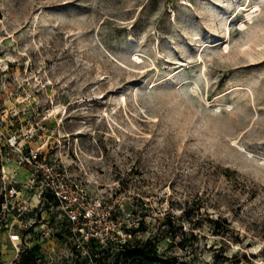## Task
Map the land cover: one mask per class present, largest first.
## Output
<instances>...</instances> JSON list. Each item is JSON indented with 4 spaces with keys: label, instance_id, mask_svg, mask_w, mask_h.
<instances>
[{
    "label": "rangeland",
    "instance_id": "rangeland-1",
    "mask_svg": "<svg viewBox=\"0 0 264 264\" xmlns=\"http://www.w3.org/2000/svg\"><path fill=\"white\" fill-rule=\"evenodd\" d=\"M30 151L143 264H264V0H0V264H122L75 246Z\"/></svg>",
    "mask_w": 264,
    "mask_h": 264
},
{
    "label": "built area",
    "instance_id": "built-area-1",
    "mask_svg": "<svg viewBox=\"0 0 264 264\" xmlns=\"http://www.w3.org/2000/svg\"><path fill=\"white\" fill-rule=\"evenodd\" d=\"M25 159L29 163L37 164L31 180L35 181L41 200L49 204V209L55 206L59 215L69 225L75 246L84 248L91 238L101 240L96 231L94 229L89 230L88 227V224L96 221L98 217H106L109 214L108 211L103 210L100 200L89 197L84 185L75 176L68 173L62 165L43 161L37 151H30ZM7 191L9 196H13L17 192L12 183H10ZM3 206L4 203L2 204V211ZM27 208V205L23 206V210ZM24 226L28 233L33 227L32 224H25Z\"/></svg>",
    "mask_w": 264,
    "mask_h": 264
},
{
    "label": "trees",
    "instance_id": "trees-1",
    "mask_svg": "<svg viewBox=\"0 0 264 264\" xmlns=\"http://www.w3.org/2000/svg\"><path fill=\"white\" fill-rule=\"evenodd\" d=\"M4 202L3 194L0 192V218L2 212V204ZM31 230V229H30ZM131 233L136 231V228H129L128 229ZM114 242L111 240H107L105 244H102L98 240L91 238L87 246L89 248V258H105L106 255L108 256L112 252L116 255L115 262L116 263H124V264H143L144 261H153L156 260L157 251L156 245L152 239H146L142 242H137L132 245L133 250L130 249L131 242L124 241V242H117L116 245L113 244ZM38 243H34L29 247L24 248L19 254V262L22 264H38ZM116 250V251H113ZM103 253L101 257L98 255ZM106 254V255H105ZM131 259L129 260V258ZM129 260V261H128ZM168 264H184V263H174L169 262Z\"/></svg>",
    "mask_w": 264,
    "mask_h": 264
}]
</instances>
